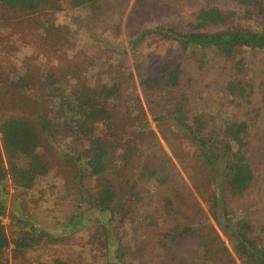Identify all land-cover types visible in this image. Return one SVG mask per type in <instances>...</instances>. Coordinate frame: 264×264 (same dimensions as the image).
Listing matches in <instances>:
<instances>
[{"label":"rangeland","instance_id":"1","mask_svg":"<svg viewBox=\"0 0 264 264\" xmlns=\"http://www.w3.org/2000/svg\"><path fill=\"white\" fill-rule=\"evenodd\" d=\"M210 5L231 12L225 24L199 13ZM231 26L264 31V0H98L94 10L69 0L35 10L0 3V118L26 120L37 137L36 157L0 148L5 214L34 228L29 247L9 244L0 264H241L227 231L211 218V189L220 198L217 212L244 218L264 240V49L226 57L182 47L173 36ZM166 29L169 38L159 31ZM112 79L117 97L94 103L82 128L57 126L59 89L96 91ZM231 81L241 93L228 92ZM180 111L202 114L210 134L245 122L253 179L243 193L224 192L222 165L202 172L195 145L176 128L177 118L187 117ZM116 138L125 147L114 145ZM146 161L155 171L165 167L166 181L158 172L140 177ZM107 164L114 191L127 200L124 215L91 204L101 184L97 170ZM1 222L9 236L18 235L7 216ZM177 224L193 233L171 239Z\"/></svg>","mask_w":264,"mask_h":264},{"label":"trees","instance_id":"2","mask_svg":"<svg viewBox=\"0 0 264 264\" xmlns=\"http://www.w3.org/2000/svg\"><path fill=\"white\" fill-rule=\"evenodd\" d=\"M52 0H0V3L7 7H19L25 10H35L39 7H49ZM74 7L84 6L94 10L98 6V0H69ZM208 22L212 24H225L231 15V12H221L215 6H206L199 10ZM164 37H171L173 31L159 30ZM172 32V33H171ZM171 35V36H170ZM175 35V36H174ZM174 38L182 47L196 46L212 48L217 53L226 57H232L237 49H264V31L251 30L247 27L231 26L218 32L189 31L187 33L173 34ZM240 60H235L237 64ZM228 92H242L237 81L228 83ZM60 91V109L57 116V126L63 129L82 128L85 120V114L100 99H111L118 95V82L115 79L109 84H102L98 90H93L87 86H80L74 90L59 89ZM186 115V118H177L176 128L179 129L187 138L193 142L197 149V160L199 168L204 171L209 169L213 171L217 165H222L220 180L223 184L224 192L228 196H235L243 193L249 188L253 172L249 163L246 161L243 147L245 145L244 133L246 124L243 121H230L217 128L211 134L206 133L205 119L202 114L190 115L187 111H180ZM188 116H190L188 118ZM180 117H183L182 114ZM185 121H184V120ZM43 130H47L44 122H40ZM165 140V136H163ZM114 145L119 148L125 147L120 138H116ZM12 148L17 153L27 156H37V137L33 127L24 119L15 117L0 118V148ZM101 147V146H97ZM155 171L151 168L148 161L140 165L138 174L142 178L153 176L159 173L157 179L166 181L169 174L162 165ZM89 173V172H88ZM112 167L103 165L97 170L101 176L100 188L91 198V204L98 210L107 213L109 216L122 213L127 200L121 198L113 189L110 174ZM7 168L3 162L0 152V184L7 177ZM79 175V174H78ZM77 175V176H78ZM216 180V179H215ZM201 182V181H200ZM214 186V180L210 181ZM200 185L201 183L198 182ZM192 186L197 187L195 182ZM216 188H218L216 186ZM128 191H131L129 189ZM197 192H199L196 189ZM212 198L210 215L214 222L222 229L227 231L228 238L231 241L232 248L241 259V264H264V240L257 236L252 226L244 218L232 219L228 217V212L223 209L217 212L220 198L214 189H211ZM89 197V196H88ZM5 198L0 193V259L4 249L11 244L14 251H19L29 247L28 235L34 231V228L27 221L15 216L5 214ZM125 212V213H124ZM124 213V214H123ZM8 217V224L14 223L18 228L14 233L17 236L8 235L4 224L1 222L3 217ZM193 233V227L177 224L172 227L170 238L174 239L181 236H187ZM206 253H207V249ZM48 264H66L60 258H54Z\"/></svg>","mask_w":264,"mask_h":264}]
</instances>
